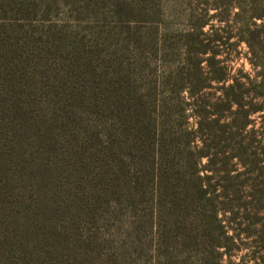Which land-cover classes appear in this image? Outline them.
<instances>
[{
	"label": "rangeland",
	"instance_id": "obj_1",
	"mask_svg": "<svg viewBox=\"0 0 264 264\" xmlns=\"http://www.w3.org/2000/svg\"><path fill=\"white\" fill-rule=\"evenodd\" d=\"M213 1L2 0L41 264H264V108L227 97L251 65L216 52Z\"/></svg>",
	"mask_w": 264,
	"mask_h": 264
},
{
	"label": "trees",
	"instance_id": "obj_2",
	"mask_svg": "<svg viewBox=\"0 0 264 264\" xmlns=\"http://www.w3.org/2000/svg\"><path fill=\"white\" fill-rule=\"evenodd\" d=\"M207 4L220 10V33L210 39L220 47L216 52L226 49L240 57L238 48L246 47L243 56L251 71L233 74L226 93L237 102L247 122L249 115L264 108V102L251 103L246 110L243 104L246 96L264 99V0ZM10 19L0 0V264H41L36 153L30 144L31 120L14 35L16 25ZM227 78L221 75L219 80Z\"/></svg>",
	"mask_w": 264,
	"mask_h": 264
}]
</instances>
